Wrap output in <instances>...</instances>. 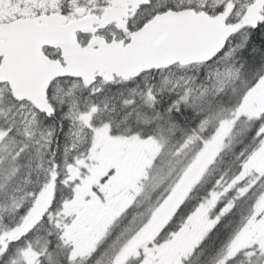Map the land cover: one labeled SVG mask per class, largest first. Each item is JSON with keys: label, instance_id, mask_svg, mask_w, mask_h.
Masks as SVG:
<instances>
[{"label": "snow or ice", "instance_id": "obj_1", "mask_svg": "<svg viewBox=\"0 0 264 264\" xmlns=\"http://www.w3.org/2000/svg\"><path fill=\"white\" fill-rule=\"evenodd\" d=\"M0 264H264V0H0Z\"/></svg>", "mask_w": 264, "mask_h": 264}]
</instances>
